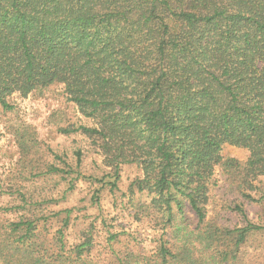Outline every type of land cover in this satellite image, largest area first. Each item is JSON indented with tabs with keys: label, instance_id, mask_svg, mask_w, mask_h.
I'll use <instances>...</instances> for the list:
<instances>
[{
	"label": "trees",
	"instance_id": "16d2710c",
	"mask_svg": "<svg viewBox=\"0 0 264 264\" xmlns=\"http://www.w3.org/2000/svg\"><path fill=\"white\" fill-rule=\"evenodd\" d=\"M56 85L95 122L59 131L92 141L113 189L122 165H138L132 192L152 200L137 214L163 220L150 255L117 249L120 234L109 230L106 264H244L243 246L264 226L239 205L245 227L209 220V190L221 167L244 199L264 202V0H0V106L13 111L15 94ZM27 138L26 158L39 144L29 151ZM225 145L249 158L224 157ZM46 168L19 175L69 174ZM18 196L23 205L33 197L25 187ZM19 210L0 213V264H98L92 233L68 245L73 209L53 214L65 215L53 235L40 224L49 216L10 218Z\"/></svg>",
	"mask_w": 264,
	"mask_h": 264
},
{
	"label": "rangeland",
	"instance_id": "374dc122",
	"mask_svg": "<svg viewBox=\"0 0 264 264\" xmlns=\"http://www.w3.org/2000/svg\"><path fill=\"white\" fill-rule=\"evenodd\" d=\"M63 90L62 85H56L42 95L24 98L15 94L9 99L13 111H5L0 106V213L3 208L21 207L10 218L24 216L38 220L49 216L46 225L42 221L40 224L53 235L62 227L65 216L58 219L53 218V214L73 209L72 223L66 231L68 245L78 244L92 233L95 239L93 256L98 264H106L109 259V230L120 234V241L114 244L117 249L130 245L142 254H152L162 234L163 220L157 221L158 217H155L151 221L152 218L137 214L143 204H150L152 200L147 193H139L135 188L132 192L131 189L135 181L143 178L142 169L138 165H122L120 179L113 189L110 185L114 182L110 177L113 172L106 169L104 159L92 141L79 133L66 135L59 131L61 128L95 125L67 100ZM26 134L29 151L35 141L39 143L27 158L21 147ZM78 152L82 154L80 164L76 157ZM222 155L241 162L249 158L247 150L230 145L224 146ZM53 165L69 174L20 178L21 171L29 169L31 175L38 174ZM23 187L33 196L24 205L18 196ZM64 194L65 200L57 205L42 203ZM209 195V220L229 229L245 227L244 220L235 211L239 205L247 211L251 222L264 226V202L250 203L244 199L237 190V183L230 180L221 167L215 169ZM187 216L192 223H197L194 214L188 212ZM242 254L244 264H264V233L251 236L243 246Z\"/></svg>",
	"mask_w": 264,
	"mask_h": 264
}]
</instances>
